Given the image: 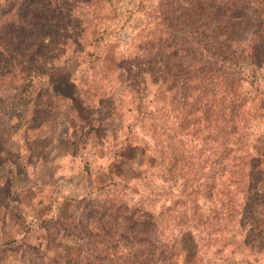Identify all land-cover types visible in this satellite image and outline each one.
<instances>
[{
  "label": "rangeland",
  "instance_id": "obj_1",
  "mask_svg": "<svg viewBox=\"0 0 264 264\" xmlns=\"http://www.w3.org/2000/svg\"><path fill=\"white\" fill-rule=\"evenodd\" d=\"M4 1L0 264H138L139 252L142 264H264V181L235 198L230 223L210 212L215 200L195 195L185 208L165 154L171 143L197 159L215 135L198 90L183 86L195 76L187 31L216 30L215 0L197 16L182 7L191 0ZM252 1L228 14L245 63L261 50L264 61V0ZM242 70L237 93L251 103L235 137L264 154V65Z\"/></svg>",
  "mask_w": 264,
  "mask_h": 264
},
{
  "label": "trees",
  "instance_id": "obj_2",
  "mask_svg": "<svg viewBox=\"0 0 264 264\" xmlns=\"http://www.w3.org/2000/svg\"><path fill=\"white\" fill-rule=\"evenodd\" d=\"M16 1L5 0L4 4H12ZM57 1L65 4L69 3V0ZM96 1L98 0H71L70 4H74L73 6L83 4L88 7L89 5L94 6ZM250 1L253 7L256 8L253 1ZM250 1L215 0L211 7L217 17L220 18V24L217 25L216 30H212V34L208 33L207 29L200 30L199 27L198 29L193 28L187 31L192 43L191 47L186 49L187 52H190L188 54L190 59L188 60L189 65L191 64L187 68L195 76L190 77L187 75L186 81H184L186 83L183 86L187 89L198 90V97L201 99L200 111L205 121L209 119L214 121L213 125H215L216 131L215 135L210 139L207 137L200 139L203 146L207 140L211 141V143L209 146H205L206 149H203V146H201L200 151L202 152L197 159L192 157L188 152V150L192 149H176L171 143L167 145L169 149L165 151L168 163L171 165V168L168 169H172L174 182H179L180 197L186 205L185 208H188L189 202H195V195H199V200L205 197L219 203L220 207L213 208L210 212L225 218L228 222H230L233 214L238 212L234 209L237 207L235 198L242 195V200L245 201L249 188L261 194L260 184L264 181L263 178H260L263 171L259 167L264 159V154L258 153L256 149H247L243 138L239 139L238 136L235 137L237 127L242 123L241 119L237 121V117L245 113L243 106L251 103L249 100L247 102V99L242 94L237 93L235 76L242 74L245 64L250 65L254 71L261 70V67L264 65L263 59L257 56V53L260 54L262 50L256 51L257 53L253 51L254 54L248 52V59L245 63L244 58L240 57L238 53L237 44H239V41L235 37H231L232 33H228L230 30L228 25L231 23V19L234 18L233 16L228 17V14L232 10L242 9ZM205 2L206 0H191L187 3V6L182 7L185 13L188 11L190 15L197 16V12H205ZM256 11L254 10V14ZM71 16V13L68 16L64 15L68 19ZM242 16L244 15H239V17ZM225 17L227 21L222 22L221 18ZM69 22L71 21L69 20ZM231 26L233 27L234 24ZM225 29H228V31L225 32ZM258 43V48H264L263 40H259ZM182 47L183 44L174 41L170 45L171 53L178 55ZM166 50H169V46L166 47ZM181 63L182 59L180 60ZM193 68H197L198 70L196 71ZM184 87L182 88L184 89ZM202 93L203 96H200ZM159 96L157 99L163 104L165 99ZM261 103L262 100L260 101ZM173 111L175 112L176 110L173 109L172 105L168 104L167 112L171 114ZM179 142L181 143V140ZM195 160L197 161L198 168L192 169L191 167L195 165ZM249 165H251V169H249ZM251 172H253L251 174L253 175V179H248ZM196 175H198L197 178ZM192 178H196L193 181H197V185H193ZM191 196H194V200L188 201ZM186 197L187 200H185ZM242 205L243 203L239 206ZM201 208L199 207L198 210H201ZM202 209L199 216L204 217L206 212L204 208ZM186 212L184 211L183 213L186 214ZM139 223L143 227H149L152 224V226H155V221L151 222V219L140 220ZM143 256L140 252L135 256L136 260L139 261L138 264L143 263Z\"/></svg>",
  "mask_w": 264,
  "mask_h": 264
}]
</instances>
